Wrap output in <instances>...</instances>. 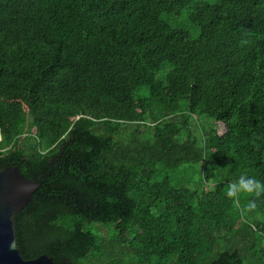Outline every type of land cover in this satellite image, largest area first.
<instances>
[{
    "label": "trees",
    "instance_id": "obj_1",
    "mask_svg": "<svg viewBox=\"0 0 264 264\" xmlns=\"http://www.w3.org/2000/svg\"><path fill=\"white\" fill-rule=\"evenodd\" d=\"M0 138L28 260L264 264V0H0Z\"/></svg>",
    "mask_w": 264,
    "mask_h": 264
},
{
    "label": "water",
    "instance_id": "obj_2",
    "mask_svg": "<svg viewBox=\"0 0 264 264\" xmlns=\"http://www.w3.org/2000/svg\"><path fill=\"white\" fill-rule=\"evenodd\" d=\"M40 184L27 179L18 167L0 169V264H53L42 255L26 259L17 245L16 216L29 204Z\"/></svg>",
    "mask_w": 264,
    "mask_h": 264
},
{
    "label": "clouds",
    "instance_id": "obj_3",
    "mask_svg": "<svg viewBox=\"0 0 264 264\" xmlns=\"http://www.w3.org/2000/svg\"><path fill=\"white\" fill-rule=\"evenodd\" d=\"M225 195L234 200H238L241 195L251 197L248 200L247 208L255 209L256 199L264 196V181L247 174H241L229 181Z\"/></svg>",
    "mask_w": 264,
    "mask_h": 264
},
{
    "label": "rangeland",
    "instance_id": "obj_4",
    "mask_svg": "<svg viewBox=\"0 0 264 264\" xmlns=\"http://www.w3.org/2000/svg\"><path fill=\"white\" fill-rule=\"evenodd\" d=\"M211 4H216L218 2V0H205ZM176 24H178L179 26L184 27L186 30L189 31L191 37L196 38L199 35V29L191 24H189V22L186 19V15L185 13H182L181 16H179L176 20H174ZM198 168V166H196ZM195 175L194 172L192 171L190 173V176ZM207 189H210V186L207 187ZM100 234H102L103 236H107L108 235V230L102 226H98L97 227Z\"/></svg>",
    "mask_w": 264,
    "mask_h": 264
},
{
    "label": "built area",
    "instance_id": "obj_5",
    "mask_svg": "<svg viewBox=\"0 0 264 264\" xmlns=\"http://www.w3.org/2000/svg\"><path fill=\"white\" fill-rule=\"evenodd\" d=\"M1 139V138H0Z\"/></svg>",
    "mask_w": 264,
    "mask_h": 264
}]
</instances>
